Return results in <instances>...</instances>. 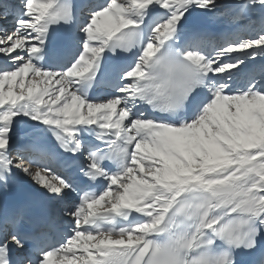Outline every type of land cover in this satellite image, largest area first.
Instances as JSON below:
<instances>
[{
  "label": "snow or ice",
  "instance_id": "snow-or-ice-1",
  "mask_svg": "<svg viewBox=\"0 0 264 264\" xmlns=\"http://www.w3.org/2000/svg\"><path fill=\"white\" fill-rule=\"evenodd\" d=\"M0 264H264V0H0Z\"/></svg>",
  "mask_w": 264,
  "mask_h": 264
},
{
  "label": "bare ground",
  "instance_id": "bare-ground-1",
  "mask_svg": "<svg viewBox=\"0 0 264 264\" xmlns=\"http://www.w3.org/2000/svg\"><path fill=\"white\" fill-rule=\"evenodd\" d=\"M27 179V178H26Z\"/></svg>",
  "mask_w": 264,
  "mask_h": 264
}]
</instances>
